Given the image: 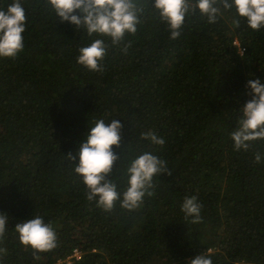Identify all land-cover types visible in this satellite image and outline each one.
<instances>
[{
  "label": "trees",
  "instance_id": "obj_1",
  "mask_svg": "<svg viewBox=\"0 0 264 264\" xmlns=\"http://www.w3.org/2000/svg\"><path fill=\"white\" fill-rule=\"evenodd\" d=\"M24 4V49L0 58V213L9 217L0 264H57L76 249L73 264H191L204 253L213 264H264V140L237 151L231 139L252 99L248 80L264 83V29L249 28L233 8L215 24L189 18L172 41L149 0L136 35L126 37L128 53L109 46L101 73L76 62L92 38L60 23L43 0ZM99 119L123 125L108 177L119 193L145 152L172 172L154 177V195L134 210L117 201L104 211L74 171ZM192 196L202 205L196 224L181 210ZM35 216L57 234V247L38 260L15 231Z\"/></svg>",
  "mask_w": 264,
  "mask_h": 264
},
{
  "label": "clouds",
  "instance_id": "obj_2",
  "mask_svg": "<svg viewBox=\"0 0 264 264\" xmlns=\"http://www.w3.org/2000/svg\"><path fill=\"white\" fill-rule=\"evenodd\" d=\"M160 21L166 25L169 39L178 40L183 35L189 18H206L209 24L218 22L223 10L235 9L240 18H245L252 30L264 29V0H152ZM149 0H43L45 8L60 23H69L77 32L86 33L91 43L78 49L76 62L92 72H103V61L109 46L119 48L125 55L131 47L127 36H135L141 17L148 9ZM28 16L24 0H12L6 8H0V58L15 59L24 49V33L27 30ZM240 19H235V27H240ZM248 87L252 99L241 109L242 118L236 130L231 132L237 151L248 150L250 142L264 140V83L259 79H249ZM123 125L117 119L106 123L96 120L79 150V164L74 167L76 174L83 178L86 185V197L96 200L97 205L111 212L117 201L129 211L141 206L146 196L151 197L155 187L154 177L171 175L167 162L145 152L131 161L127 167L128 187L121 194L117 185L108 177L114 164L120 159L113 151L119 147ZM140 138L163 146L165 140L152 132L140 133ZM68 159L75 160L69 154ZM255 161L261 162V155L255 154ZM122 195V200H121ZM202 205L195 196L185 197L181 210L185 219L191 217V223L201 222ZM9 217L0 213V241L3 240ZM16 233L25 247H31L34 259H40L37 253H47L57 247V234L50 224L40 216L17 223ZM0 248V253L5 252ZM211 252V249L208 250ZM191 264H213L205 253L191 260Z\"/></svg>",
  "mask_w": 264,
  "mask_h": 264
},
{
  "label": "built area",
  "instance_id": "obj_3",
  "mask_svg": "<svg viewBox=\"0 0 264 264\" xmlns=\"http://www.w3.org/2000/svg\"><path fill=\"white\" fill-rule=\"evenodd\" d=\"M235 45L239 46V43L236 42ZM81 256L82 252L79 249H76L72 256L67 257L65 260H60L57 264H73L74 260H80Z\"/></svg>",
  "mask_w": 264,
  "mask_h": 264
}]
</instances>
